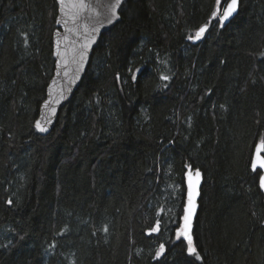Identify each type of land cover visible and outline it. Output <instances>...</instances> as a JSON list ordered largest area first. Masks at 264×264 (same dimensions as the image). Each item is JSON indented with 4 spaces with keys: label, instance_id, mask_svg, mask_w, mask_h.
Listing matches in <instances>:
<instances>
[{
    "label": "trees",
    "instance_id": "trees-1",
    "mask_svg": "<svg viewBox=\"0 0 264 264\" xmlns=\"http://www.w3.org/2000/svg\"><path fill=\"white\" fill-rule=\"evenodd\" d=\"M216 7L127 0L41 136L57 3L0 0V264H264V0L224 27ZM186 166L199 260L176 238Z\"/></svg>",
    "mask_w": 264,
    "mask_h": 264
},
{
    "label": "water",
    "instance_id": "water-1",
    "mask_svg": "<svg viewBox=\"0 0 264 264\" xmlns=\"http://www.w3.org/2000/svg\"><path fill=\"white\" fill-rule=\"evenodd\" d=\"M127 0H121V4L117 9L118 19L111 14L110 6L115 3V0H56L57 3V18L55 27L56 30L52 35V53L55 61L53 75L46 89L45 100L39 109L37 121L47 131L41 132L37 129L35 122V130L41 136L49 135L55 128L58 115L65 105L73 98L87 70L92 52L96 47L101 36L113 28L120 20V9ZM239 0L237 11L233 16L225 22L228 25L238 14ZM111 21V22H109ZM224 27V26H223ZM257 147V146H256ZM256 147L251 160L256 157ZM261 158H264V151L260 153ZM191 166L185 167L184 185H185V207L188 202V183L189 175L195 184L197 179L198 195L196 196V208L192 217L191 235L193 224L199 208V199L201 188L203 185V175L200 170V176L197 178ZM255 171H259L261 176H264V168L259 166ZM260 187V179H259ZM264 194V189H261ZM181 217L180 225L183 224ZM193 240V237H192ZM186 242V241H185ZM187 243V242H186Z\"/></svg>",
    "mask_w": 264,
    "mask_h": 264
},
{
    "label": "snow or ice",
    "instance_id": "snow-or-ice-1",
    "mask_svg": "<svg viewBox=\"0 0 264 264\" xmlns=\"http://www.w3.org/2000/svg\"><path fill=\"white\" fill-rule=\"evenodd\" d=\"M63 0H61V3ZM222 3L223 6L222 7ZM121 4V0H115V3H113L110 6L111 14L114 18L118 19V13L117 9L119 8ZM216 9L212 12V18L217 19L219 22V25L221 27L225 26V22L228 21L233 14L237 11V5L238 0H216ZM111 22V21H109ZM208 25L202 26L196 31L194 37H189L190 39L199 40L207 30ZM161 79H167V77L162 76ZM36 127L39 131L44 132L47 131L46 128L42 127L40 122L37 121ZM264 151V139L260 141V143L257 144L256 147V157L252 161V169L255 171L257 167L264 168V158H261L260 153ZM196 177L198 178L200 176L199 171L197 170L195 172ZM189 183H188V202L187 206L185 207V214L182 217L183 224L180 225L176 229V238L177 240H180L181 238L183 241L187 242V251L190 256H195L197 260L201 259L199 254L197 253V250L195 246L193 245L192 235H191V223H192V217L195 212L196 208V196L199 194L197 191V186L199 184V180L197 179L196 183L194 184L192 181L191 175H189ZM260 188L264 189V176L260 177ZM11 203V202H10ZM152 232L159 231V221H157L156 226L151 229ZM164 251V245L162 244L160 246L159 251L156 253L157 256H159Z\"/></svg>",
    "mask_w": 264,
    "mask_h": 264
},
{
    "label": "bare ground",
    "instance_id": "bare-ground-1",
    "mask_svg": "<svg viewBox=\"0 0 264 264\" xmlns=\"http://www.w3.org/2000/svg\"><path fill=\"white\" fill-rule=\"evenodd\" d=\"M56 30V29H55ZM261 175V174H260Z\"/></svg>",
    "mask_w": 264,
    "mask_h": 264
}]
</instances>
